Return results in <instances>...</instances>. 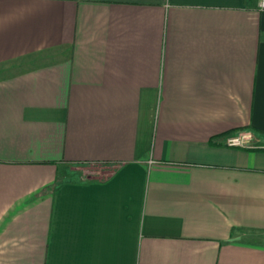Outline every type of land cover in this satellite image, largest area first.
Returning a JSON list of instances; mask_svg holds the SVG:
<instances>
[{"label": "crops", "instance_id": "1", "mask_svg": "<svg viewBox=\"0 0 264 264\" xmlns=\"http://www.w3.org/2000/svg\"><path fill=\"white\" fill-rule=\"evenodd\" d=\"M0 264H264L259 0H0Z\"/></svg>", "mask_w": 264, "mask_h": 264}, {"label": "rangeland", "instance_id": "2", "mask_svg": "<svg viewBox=\"0 0 264 264\" xmlns=\"http://www.w3.org/2000/svg\"><path fill=\"white\" fill-rule=\"evenodd\" d=\"M239 134L248 135L249 139L255 143L257 140L255 134L251 131H239ZM77 171H79L85 178L95 179L99 177H103L109 170V167L102 163H80L73 165Z\"/></svg>", "mask_w": 264, "mask_h": 264}, {"label": "built area", "instance_id": "3", "mask_svg": "<svg viewBox=\"0 0 264 264\" xmlns=\"http://www.w3.org/2000/svg\"><path fill=\"white\" fill-rule=\"evenodd\" d=\"M259 6L264 8V0H259ZM249 136L244 134L235 133L225 139V145L230 147H244L248 144Z\"/></svg>", "mask_w": 264, "mask_h": 264}]
</instances>
